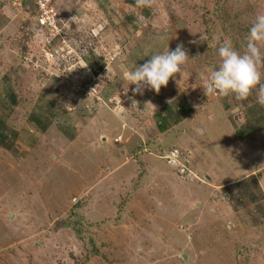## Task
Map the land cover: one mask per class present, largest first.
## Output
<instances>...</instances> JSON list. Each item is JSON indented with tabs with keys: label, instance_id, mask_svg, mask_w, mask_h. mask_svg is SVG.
Returning <instances> with one entry per match:
<instances>
[{
	"label": "rangeland",
	"instance_id": "obj_1",
	"mask_svg": "<svg viewBox=\"0 0 264 264\" xmlns=\"http://www.w3.org/2000/svg\"><path fill=\"white\" fill-rule=\"evenodd\" d=\"M52 5L49 30L31 0H0V88L19 96L18 141L0 143V264H264L258 88L207 96L200 77L225 41L245 50L264 0ZM178 44L183 75L134 93L129 71ZM38 102L57 110L26 132Z\"/></svg>",
	"mask_w": 264,
	"mask_h": 264
},
{
	"label": "clouds",
	"instance_id": "obj_2",
	"mask_svg": "<svg viewBox=\"0 0 264 264\" xmlns=\"http://www.w3.org/2000/svg\"><path fill=\"white\" fill-rule=\"evenodd\" d=\"M149 0H138L147 3ZM247 43L243 52H238L230 40L225 41L218 49L221 63L210 73H201L203 90L208 96L234 95L238 100H246L257 90V102L264 106V83H261V65H264V54L260 45L264 44V14L255 17L246 37ZM189 55L182 44H178L172 51L154 53L151 58L140 66H135L128 73L130 85H135L134 93L143 95L144 90H154L159 94L161 87H166L170 78L176 74L183 75V66ZM259 86V87H258ZM202 134L201 129H196Z\"/></svg>",
	"mask_w": 264,
	"mask_h": 264
},
{
	"label": "crops",
	"instance_id": "obj_3",
	"mask_svg": "<svg viewBox=\"0 0 264 264\" xmlns=\"http://www.w3.org/2000/svg\"><path fill=\"white\" fill-rule=\"evenodd\" d=\"M5 76H7V73ZM3 78L8 79L6 77ZM18 99L19 96L14 90L13 84L11 85L7 83L0 88V110H2L5 115V117L4 115L2 117L3 120L0 119V141H3L5 139V135L7 137H9V135H12L13 140L12 142H9L10 147H13L14 143L18 141L19 129H17L16 127L8 126L6 122L11 121V118L8 116V113L9 115L13 113L15 107L18 106ZM56 110L57 109L54 108L49 102H45L43 104L39 102L34 103L31 107L30 113L27 114V119L29 120V122L28 125L25 126V131L33 132V130H36V128L45 130L51 122L52 118L50 116L53 114V111ZM6 119L8 121H6Z\"/></svg>",
	"mask_w": 264,
	"mask_h": 264
},
{
	"label": "built area",
	"instance_id": "obj_4",
	"mask_svg": "<svg viewBox=\"0 0 264 264\" xmlns=\"http://www.w3.org/2000/svg\"><path fill=\"white\" fill-rule=\"evenodd\" d=\"M14 3L22 4L27 0H12ZM37 9L38 14V21L42 25H47L49 30L50 26H54L55 20H56V12L54 11L52 0H31ZM172 156H174V153L172 152Z\"/></svg>",
	"mask_w": 264,
	"mask_h": 264
},
{
	"label": "trees",
	"instance_id": "obj_5",
	"mask_svg": "<svg viewBox=\"0 0 264 264\" xmlns=\"http://www.w3.org/2000/svg\"><path fill=\"white\" fill-rule=\"evenodd\" d=\"M26 2V1H25ZM24 2V3H25ZM23 3V4H24ZM158 119L163 123V125H160V130H162V131H164L165 129H166V127H165V125H166V118H164L161 114H159L158 115ZM172 121L174 122V123H178V121H179V117H177V116H175V115H173L172 116ZM252 132H254L255 130H256V127H252ZM246 132L247 131H243L242 130V132H240V134H241V137L244 135V134H246ZM11 136V137H10ZM12 140H13V138H12V135H9V137H7L6 135H5V139L3 140V141H0L1 142V144L3 145V146H5V147H10L9 146V142H12Z\"/></svg>",
	"mask_w": 264,
	"mask_h": 264
}]
</instances>
